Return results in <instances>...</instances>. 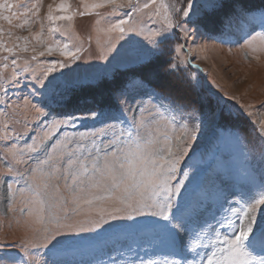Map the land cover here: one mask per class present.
<instances>
[{"label": "snow or ice", "instance_id": "snow-or-ice-1", "mask_svg": "<svg viewBox=\"0 0 264 264\" xmlns=\"http://www.w3.org/2000/svg\"><path fill=\"white\" fill-rule=\"evenodd\" d=\"M105 4L120 9L121 15L103 31L108 35L118 33L117 41L129 34L143 37L131 49L129 62L147 70L150 77L157 62L169 54L164 62L166 79L156 87H145L146 81L141 79L131 82L132 89L127 85L116 89V111L92 109L85 117L98 122L99 127L89 133L65 134L48 143L53 129L75 126L77 117L72 114L59 113L63 119L49 117L67 103L69 92L76 86L71 73L73 63L80 59V49L73 51L68 43H57L46 51H58L66 60L48 63L39 75L23 68L31 72L26 77L28 92L22 98L23 106L6 104L12 109L11 115L0 112L6 118L0 140L20 138V134H9L7 129L8 120L21 108L25 128L29 111L47 123L39 138L25 133L31 143L25 140L23 147L12 143L6 148V161L11 156L15 164L33 161L35 166L16 171V182L23 180L25 184L16 191L9 182L12 177L5 179V198L11 197L14 203L18 191L19 212L53 227L42 231L33 228L39 233V242L22 245L23 256L11 254V245L0 244V264H264V119L259 120L258 128H252L260 146L258 160L254 163L255 158L245 155L242 166L232 169L226 164L230 153L222 152L221 146L244 143L247 138L243 130L233 122L252 113L238 102L222 103L219 97L213 107L212 98L202 95L203 84L191 62L179 56L185 45L171 46L177 34L186 41L207 29L222 36L234 33L235 42L243 40L252 53L264 51V8L257 14L242 0H180L179 6L165 0H145L143 4L139 0H100L91 7ZM14 7L10 0H2L0 20L12 25L20 16H37L41 5L35 0L20 16L12 11ZM148 9L152 11L145 12ZM57 10H68L64 0ZM47 19L72 17L53 16L49 5ZM28 24L24 19L15 26ZM58 31L49 29L50 33ZM8 35H12L10 30ZM16 39L27 41V37ZM18 50L28 49L26 44L6 46L0 40V51L13 57L10 61L9 56L4 57L9 62L3 67L8 68L9 63L12 66L9 88L3 89L5 95L11 87L20 85ZM113 53L112 59L120 55L116 43L109 40L100 58L109 60ZM57 68L67 71L57 75ZM147 83L150 85L151 80ZM128 112L133 114L131 118ZM209 125L218 129L213 148L197 155L200 138ZM186 157L195 162L186 163ZM13 171L9 164L7 172ZM60 180L67 194L61 192ZM69 203L74 205L72 213L84 214L83 220H71ZM157 251H164L163 260L150 255ZM85 252L93 258L76 259ZM97 254L108 255V259L97 260Z\"/></svg>", "mask_w": 264, "mask_h": 264}, {"label": "rangeland", "instance_id": "rangeland-1", "mask_svg": "<svg viewBox=\"0 0 264 264\" xmlns=\"http://www.w3.org/2000/svg\"><path fill=\"white\" fill-rule=\"evenodd\" d=\"M10 2L15 5L12 11L20 16L35 0H10ZM144 2L145 0H139L140 4ZM165 2L175 3L177 6L180 4V0H165ZM242 2L254 8L257 14H259L260 9L264 8V0H242ZM60 3L61 0H40L41 7L37 16H32L30 13L27 16H20L19 19L13 20L12 25L0 20V28H3V33H0V40L4 41L6 46L16 43L23 47L26 44L28 49L27 51H17L19 57L17 71L20 85L11 87L6 95L3 89L9 88L12 66L9 63V67L5 69L3 65L13 57L9 56L7 52L0 51V112L7 111L10 115L12 114V109L7 108L6 104H20L23 106L22 98L28 92V88L25 87L28 84L26 77L31 75V72L26 73L23 71L24 67L34 70L39 75L48 63L66 60L58 51L49 54L46 47H55L57 43L61 45L68 43L73 51L76 48L80 49L78 53L80 59L73 63L74 71L71 73V79L76 86L69 92L70 98L67 103L57 107L56 111L49 117V120L52 118L63 119L64 117L58 115L59 113L72 114L77 117L75 126L60 130L53 129L52 140L48 143L55 142L65 134L71 136L73 133H89L94 127H99L98 122L85 119L89 114V110L104 108L105 110L116 111L117 97L119 96L116 89L125 85L132 89L133 84L131 82L133 81L138 83L141 79H144L146 81L145 87H156L166 79L164 72L166 64L164 62L170 58L169 54L166 53L161 61L154 66V75L150 77L147 70H141L137 64L129 62L131 49L138 46L135 42H142L143 37L129 34L124 39L117 41L118 33L108 35L103 31L110 23L115 22L117 16L121 15L120 9H116L110 4L98 8L91 7L93 4L100 3V0H64L68 10L61 12L57 10ZM49 5L52 6L53 16H71L72 19L49 21L47 19ZM85 5L88 7L86 8ZM150 11L152 9L145 10V12ZM80 13H84V15ZM24 19H28V25L23 28L15 26L22 24ZM133 19H137V14H134ZM52 28H59L60 31L50 33L49 29ZM9 30L12 33L11 37L8 35ZM230 36L231 39H229ZM17 37H27V41L17 40ZM37 37H39V40ZM109 40L116 43L120 55L116 59H112V55H115L113 53L109 55V60H104L100 57L107 49ZM40 41H43V43ZM126 41L132 43H126ZM177 43L185 45L184 51L180 52L179 56L182 59H188L191 64L196 66L195 72L199 75L203 84L202 95L212 98L213 107L217 97H219L222 103L236 104L238 102V105H244L245 109L252 113L251 117H247L245 114L242 121L233 122L243 130V135L247 139L243 144L231 143L226 148L221 146L222 152L225 154L230 153L226 164L232 169L239 168L244 162L245 155L250 159L255 158L253 160L255 163L258 160L260 146L252 132V128L254 125L258 128L259 120L264 119V51L252 53L243 40L239 43L235 42L234 33L222 36L219 33H209L207 29H202L201 35L186 41L180 34H177L172 38L171 46L175 47ZM120 45H123V47H120ZM33 48L35 51H33ZM41 52H44L43 56L39 55ZM5 56H9V61L4 60ZM32 57H35V59H32ZM25 61L28 63L25 64ZM60 71H67V69L57 68L55 74L58 75ZM148 80H151L150 85L147 83ZM229 96L235 97V100H228ZM145 99L147 98L145 97ZM127 115L131 118L133 114L128 112ZM26 118L28 121L27 128L24 125L25 113L21 108L16 116L8 120L10 127L7 131L9 134L13 131L20 134L18 140H0V244L11 245L8 251L17 256L24 255L22 245L27 246L33 242H39V233L34 232L33 228L42 231L44 227H53L47 221L40 224L35 221L34 216L29 218L19 212L21 200L18 191L14 203L10 202L11 197L9 199L5 198V179L9 176L12 177L9 182L13 184V190L16 191L25 187L23 180H20L19 183L16 182V171H24L26 167L35 166L33 161H30L27 165L15 164L11 156H8L6 161V148L10 147L12 143H17L18 147H23L25 140H28V136L25 135L26 132L39 138L44 125L47 123V121L41 122V118L36 117V114L31 111L27 112ZM16 119L21 122L14 123L13 121ZM5 120V117L0 116V135H4ZM230 126V124L225 125V127ZM217 132L218 129L215 125H209L205 129L204 135L200 138V148L197 149V155L213 148ZM28 142L31 143V140H28ZM192 155L190 151L189 156ZM185 161L186 163L195 162L188 157L185 158ZM9 164L14 168V171L10 174L7 172ZM184 166L185 164H182V167ZM206 173L207 169H205ZM27 175L28 173L25 172V176ZM57 183L60 185L61 192L67 194L64 181L60 180ZM67 207L71 220L84 219V214L76 215L71 212L74 205L69 203ZM10 208L14 210L10 211ZM213 211H216V209L214 208ZM61 216H63V213H61ZM62 222L65 221L62 220ZM112 223H117V221H112ZM81 235L88 234L82 233ZM100 238L102 239L103 236ZM150 255L154 259H164V251H157L156 253H150ZM92 258L86 252L76 257V259L84 261ZM94 258L106 261L108 255L97 254Z\"/></svg>", "mask_w": 264, "mask_h": 264}, {"label": "trees", "instance_id": "trees-1", "mask_svg": "<svg viewBox=\"0 0 264 264\" xmlns=\"http://www.w3.org/2000/svg\"><path fill=\"white\" fill-rule=\"evenodd\" d=\"M85 97H87V96H85Z\"/></svg>", "mask_w": 264, "mask_h": 264}]
</instances>
